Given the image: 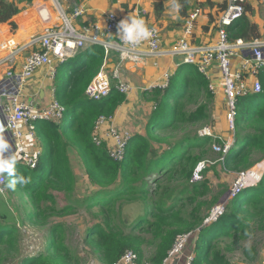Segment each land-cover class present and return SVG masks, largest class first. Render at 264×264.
<instances>
[{
    "label": "trees",
    "instance_id": "1",
    "mask_svg": "<svg viewBox=\"0 0 264 264\" xmlns=\"http://www.w3.org/2000/svg\"><path fill=\"white\" fill-rule=\"evenodd\" d=\"M190 3L191 0H172L174 7L179 5L176 8L183 17L187 16ZM224 7L225 4L221 10ZM251 9L250 4L245 3V14L227 27L229 38L250 40L260 37L258 25L247 16ZM21 10L14 2L0 0V34L9 38L12 44L26 42L37 28L56 22L50 8L47 16L41 8H38V14L33 9L16 16L19 24L31 19L26 29L11 35L5 22L15 30L12 17ZM104 56V48L98 44L79 53L77 67L68 81L56 88V100L65 107L63 118L57 123L39 121L36 124V137L41 147L37 166L31 169L15 161V175L30 178L24 186L18 183L19 189L29 194L34 206L29 218H42L48 210L58 215L70 214L79 206L101 211L102 219L87 226L85 240L104 264H113L128 249L136 252L138 264H162L177 235L195 229L198 234L190 248L193 254L190 264H230L223 249L236 247L256 228L264 231V174L256 186L245 188L231 198L225 213L213 223L202 224L205 215L199 204L192 210L185 209L183 202L194 201V193L204 185L189 183L191 172L211 146L212 138L199 136L196 131L197 126L212 120L215 95L209 90L207 77L195 64L180 62L165 87L145 89L143 96L156 102L147 118L145 134L132 135L124 158L116 161L108 155L103 144L93 142V129L99 116L114 114L125 95L114 88L108 96L97 101L84 94ZM258 77L262 90L238 98L234 143L221 162L218 161L221 168L231 173L244 172L264 158V66ZM185 125L192 128L177 137L169 136V131ZM154 143L165 147L158 151ZM70 149L82 160L87 178L94 186L84 199L73 197L77 181ZM179 171L186 172L183 175L186 183L181 187L172 182ZM4 174L10 181L9 174ZM49 188L63 191L67 197L64 206L55 208L46 204L54 201ZM219 198L213 197L206 208L209 210ZM133 201L141 202L143 211L127 222L122 208ZM61 227L54 224L50 229L54 233ZM18 236L16 223L0 218V264H6L11 253L17 251ZM146 247L150 248L148 255L144 253ZM48 248V251L22 257L17 264H66L65 260L72 258L61 242ZM56 252L61 254L56 255ZM254 252L251 244L242 247L244 260L252 261Z\"/></svg>",
    "mask_w": 264,
    "mask_h": 264
},
{
    "label": "built area",
    "instance_id": "2",
    "mask_svg": "<svg viewBox=\"0 0 264 264\" xmlns=\"http://www.w3.org/2000/svg\"><path fill=\"white\" fill-rule=\"evenodd\" d=\"M246 2L247 0H225V7L216 21V39L208 43L191 41L196 20L201 13L200 8L195 7L184 19L183 35L165 51L160 46V33L155 26H148L153 31L148 40L131 46L119 39L117 26L123 18L113 11L105 13L102 25L98 22L75 25L56 0H52L51 6L41 5L39 9L41 8L46 16L49 8L56 11L57 17L62 19L60 24L52 23L31 35L27 42L12 44L9 38L0 42V49L7 50V54L0 59V65L6 68L0 72V136L4 137L10 148L2 155L14 158L31 169L37 166L41 147L36 137V124L39 121L60 122L65 107L53 97L54 88L51 89L52 97L49 102L41 105L31 98L22 99L24 87L35 71L42 67H47L46 74L54 78L56 66L73 57L87 44H100L106 55L115 53L118 57V63L113 69H107L103 64L88 83L84 91L88 99L100 100L108 96L112 88L124 95L131 90L130 84L121 77V63L137 62L145 57L158 58L165 54L180 56L181 62L195 64L207 77L209 90L214 95L218 91L223 93L226 126L234 133L238 98L262 90L258 73L264 66V39H231L227 31L230 24L245 14ZM83 12L84 8L77 6L73 8L72 17H78ZM27 49L26 55L19 63L20 55ZM215 69L218 76L213 74ZM166 85L167 83L161 87ZM155 106L156 103L153 109ZM113 116L101 115L96 119L93 142L96 145L103 144L113 160L121 161L132 132L116 126ZM199 136L214 137L209 127L200 129ZM233 143L234 138L230 137L221 146L214 145V148L222 153L221 159ZM204 168L205 163H199L192 173L191 181L200 180ZM263 172L264 163L258 162L254 168L238 173L228 197H235L245 186H256ZM4 183L3 173L0 174V193H4ZM225 211L226 201L218 202L210 209L202 224L217 221ZM191 238L192 232L178 234L162 264H167L170 258L181 253ZM192 259L193 254L190 253L184 264H190ZM137 260L136 252L128 249L113 264H138Z\"/></svg>",
    "mask_w": 264,
    "mask_h": 264
},
{
    "label": "rangeland",
    "instance_id": "3",
    "mask_svg": "<svg viewBox=\"0 0 264 264\" xmlns=\"http://www.w3.org/2000/svg\"><path fill=\"white\" fill-rule=\"evenodd\" d=\"M4 1L13 2V0ZM20 1L21 3L18 6L22 8V11H31V8L33 6V0H16L15 2ZM39 2L41 1L39 0L37 4H39ZM246 3L250 4V6L252 7V9L247 12V16H249V18L256 19V24L258 25L260 37L264 39V0H247ZM68 11H70V9ZM68 11L65 10L64 12L67 17H69V19H72ZM55 16L56 23L60 24L62 19L59 17L58 20L57 14H55ZM13 17L12 20L14 19ZM5 24L8 29L13 33L14 31L12 30L10 24L8 22H5ZM42 28H37L35 31L40 32V29ZM1 31L4 30L1 28ZM27 51L28 49L24 50L22 54H26ZM1 56L2 55L0 54V57ZM69 61L71 60H67L65 63L59 64L56 77L53 80V83H55V89H59V87L64 84L62 82L68 81L72 72V70L68 68ZM48 83H51V81L48 80ZM58 89L56 90L58 91ZM175 90H179L178 84H176ZM189 107H192V105H189ZM145 116V114L142 115V117ZM142 117L137 119L138 124L143 120ZM211 118L212 120L209 121V123H205L201 126L196 127L198 135L200 129L204 127H209L214 137L209 136L210 138H212L210 149L208 148L204 151L205 154L203 155L202 160H200L194 166L189 178V183H192V173L194 172L195 168L199 163L204 162L205 168L201 172V179L196 182H193L199 184L203 183L204 185L200 187L199 192L194 193L196 197L194 201L193 199H191L189 201L185 200L183 202L185 205V209L187 210H192L193 206L199 204L201 208L200 210H202V214L205 215L204 218L208 215L210 209L218 202H221L223 199L226 201L227 207L228 201L231 199L228 197V194L230 192V188L232 187L233 181L237 175L233 172L231 173L221 168L219 162H221L222 160V153L214 148V145L221 146L223 143H225L226 139L230 137L234 138V133L228 130L226 126L225 106L223 105L222 101L219 102L216 100V98L214 101ZM191 128L192 126L188 125L181 126L178 128L176 127L169 131L168 134L171 138H174L183 134L185 131H188ZM135 134L143 135L145 134V131L136 132ZM154 146L158 151L161 149V147H165L157 143H154ZM69 155L77 181V187L73 194V197L78 199H84L90 193V191L94 189V186L89 182L87 178L85 167L80 157L74 152L73 149L69 150ZM261 162L264 163V159L259 161V163ZM255 165L253 166V168L255 167ZM185 173L186 172L184 171H179L174 174L175 177H173L175 179L172 180V182L175 185H178L177 187L183 186L182 184L184 182L186 183V180L183 176ZM9 179L11 181L12 179H14V176H9ZM10 181H7L5 177V183L3 185L4 193H0V218L5 219V221L10 223H16V226L19 229V236L17 242V251L11 253L10 259L6 264H17L18 260L22 257H27L29 255L48 251L49 246L58 244L60 242L64 244V246L67 248L68 252L72 257L71 259L65 260L66 264H104L98 258L96 251H93L85 240V231L87 226L102 219L101 211L96 209L87 210L79 206L75 208L74 212L70 214L64 213L58 215L48 210L46 215L42 218H29L34 212V206L32 204V201H30L29 194L23 193L19 189L20 186L18 183H16L14 189L7 187V184ZM48 192L54 197L53 202H46L49 207L60 208L66 204L67 197L64 196L63 191H57L55 189L49 188ZM215 196H219L220 198L218 202L211 206L208 210L206 206ZM42 206L45 205L43 204ZM142 211L143 206L142 203L139 201H133L132 203L125 204L122 208L123 215L126 217L127 222H131ZM54 224H60L62 225V227L58 231L53 233L51 232L50 227ZM196 230L197 229L190 231L192 232V237L196 235ZM254 231L255 232L251 233L247 240L241 242L236 247L228 246L226 249L222 250L230 264H264V259L261 262H259V260L255 262L258 259L259 252L261 251V246L264 243V231L259 228H256ZM191 239L188 242L189 245L187 243L181 253H178L177 255L171 258L172 261L176 257H178L179 259H181V262L178 263H185L187 255H189L191 252L189 251ZM248 244L253 245L255 248V254L252 261L244 260V256L242 254V247H245ZM262 250H264V247ZM149 251L150 248L146 247L144 249L145 255H148ZM60 254V252H56V255Z\"/></svg>",
    "mask_w": 264,
    "mask_h": 264
},
{
    "label": "crops",
    "instance_id": "4",
    "mask_svg": "<svg viewBox=\"0 0 264 264\" xmlns=\"http://www.w3.org/2000/svg\"><path fill=\"white\" fill-rule=\"evenodd\" d=\"M15 1L16 0H13L15 5H19L21 3V1ZM38 1L39 0H33V6L31 8V10L36 9L37 14L38 8L41 5H52V0H40L41 2L37 4ZM56 1L62 7L63 11H68L70 9V11H68L70 17L72 18L70 20L75 25H80L87 22H98L102 25L104 21V15L108 11L115 12L123 19H126L128 16L143 18L147 26H155L159 30L160 46L163 51L168 50L171 44L183 35V24L186 16L183 17L179 14L178 9L172 5V0ZM157 4L158 7H156ZM224 4L225 0H191L190 6L187 10V15L195 7H199L201 10V13L196 20L191 41H194L196 43L214 42V40L216 39V21L218 20L221 8L224 6ZM77 6L83 7L84 12L78 17H72L73 8ZM50 10L55 13L52 9ZM20 13L24 15L26 14L25 10H21V12H19L18 14ZM18 14L13 17V21ZM30 19L31 18H27L24 24H19L18 21L15 20L14 22L16 24V29L13 30V33L8 29L10 34L14 35L18 30L26 29V26L28 25V21H30ZM249 19L251 22L255 24L257 23L256 19ZM37 32L35 31V33ZM6 39H8L6 38V36L0 34V42ZM90 45L93 44H87L85 47L80 49L73 57L67 59L71 60L68 62V68L72 70V72L77 67L79 61V53ZM0 52H3L0 53L2 55L0 59L7 54V50H1ZM25 55L26 54L20 55V58L18 60L19 63L22 62ZM66 61H64L63 63H65ZM180 62V56L172 57L168 54H165L158 58L145 57L137 62H125L123 64L121 63V65L119 66L121 77L130 84L131 90L127 94H125V100L115 110L113 114L114 124L120 128L130 130L133 135L136 132L145 131L147 118L151 114L153 106L156 102L154 100H151L150 98H145L143 96V91L154 86H163L165 83H167L168 77L174 73ZM117 63V54L111 53L108 55L105 54L102 65L105 64V67L111 70ZM58 68L59 64L56 66V73ZM5 69V67L0 65V72L4 71ZM46 72L47 67H42L35 71L34 75L29 79L28 83L24 87V91L22 92L23 100L31 98L33 100H36L41 105L47 104L49 102L52 97L51 89H55V83H53V80L56 75L54 78H51L46 74ZM213 74L215 76H218L216 69L214 70ZM48 80H50L51 83H48ZM55 94L56 89L53 96L56 99ZM147 96L149 97L148 94ZM215 98L219 102L222 101L224 105V95L221 91H218L217 94H215ZM143 114H145L146 116L142 117ZM141 117L143 120L138 124L137 119ZM197 231L198 230H196L195 232ZM192 238L193 239H191L190 248H193V240L195 239V235ZM263 247L264 243L261 246V251L259 252L258 259L255 262H257L258 260L259 262H261L264 259V250H262ZM170 260L171 258L168 260L169 262H167V264H181L178 263L181 262V259H179L178 257H176L173 261Z\"/></svg>",
    "mask_w": 264,
    "mask_h": 264
},
{
    "label": "clouds",
    "instance_id": "5",
    "mask_svg": "<svg viewBox=\"0 0 264 264\" xmlns=\"http://www.w3.org/2000/svg\"><path fill=\"white\" fill-rule=\"evenodd\" d=\"M179 7V5H175ZM118 37L126 45L137 46L143 41L148 40L153 31L150 29L143 18L128 16L119 22L118 26ZM10 150L8 142L3 136H0V174L7 172L9 176H14L8 184L7 187L15 188L16 183L21 184V186L29 183L30 178H25L23 175H15L14 165L15 159L9 158L8 156L2 155Z\"/></svg>",
    "mask_w": 264,
    "mask_h": 264
},
{
    "label": "water",
    "instance_id": "6",
    "mask_svg": "<svg viewBox=\"0 0 264 264\" xmlns=\"http://www.w3.org/2000/svg\"><path fill=\"white\" fill-rule=\"evenodd\" d=\"M248 187H252V186H245V188H248ZM223 200H224V199H223ZM223 200H222V201H223ZM197 234H198V233H196L195 238L197 237ZM194 240H195V239H194ZM194 240H193V242H194Z\"/></svg>",
    "mask_w": 264,
    "mask_h": 264
},
{
    "label": "bare ground",
    "instance_id": "7",
    "mask_svg": "<svg viewBox=\"0 0 264 264\" xmlns=\"http://www.w3.org/2000/svg\"><path fill=\"white\" fill-rule=\"evenodd\" d=\"M58 20H59V18H58ZM58 20H57V21H58Z\"/></svg>",
    "mask_w": 264,
    "mask_h": 264
}]
</instances>
